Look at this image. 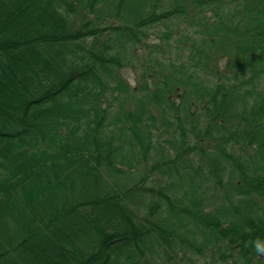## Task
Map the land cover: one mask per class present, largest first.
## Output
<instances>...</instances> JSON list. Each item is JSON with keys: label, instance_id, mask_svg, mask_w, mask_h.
<instances>
[{"label": "trees", "instance_id": "trees-1", "mask_svg": "<svg viewBox=\"0 0 264 264\" xmlns=\"http://www.w3.org/2000/svg\"><path fill=\"white\" fill-rule=\"evenodd\" d=\"M258 239L264 0H0V264H264Z\"/></svg>", "mask_w": 264, "mask_h": 264}, {"label": "rangeland", "instance_id": "rangeland-1", "mask_svg": "<svg viewBox=\"0 0 264 264\" xmlns=\"http://www.w3.org/2000/svg\"><path fill=\"white\" fill-rule=\"evenodd\" d=\"M224 65V61L222 60L221 62H220V66H223ZM89 190V186L88 185H84V186H82V190H81V192L83 193V192H87ZM75 194H77V193H75ZM79 194V193H78ZM217 202H218V200L217 201H214V203H213V205H216L217 204ZM49 257V254L48 253H43L42 252V255H41V257H39L38 259L39 260H44V259H46V258H48Z\"/></svg>", "mask_w": 264, "mask_h": 264}, {"label": "clouds", "instance_id": "clouds-1", "mask_svg": "<svg viewBox=\"0 0 264 264\" xmlns=\"http://www.w3.org/2000/svg\"><path fill=\"white\" fill-rule=\"evenodd\" d=\"M256 247L259 251L264 252V240L258 239L256 241Z\"/></svg>", "mask_w": 264, "mask_h": 264}]
</instances>
